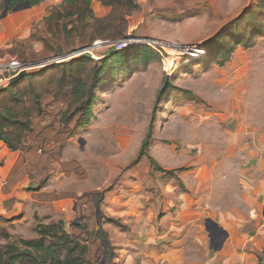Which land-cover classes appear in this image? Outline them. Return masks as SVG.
I'll return each instance as SVG.
<instances>
[{"label": "rangeland", "instance_id": "rangeland-1", "mask_svg": "<svg viewBox=\"0 0 264 264\" xmlns=\"http://www.w3.org/2000/svg\"><path fill=\"white\" fill-rule=\"evenodd\" d=\"M260 1L137 0L139 8L129 17L127 33L136 42L123 52V56L117 53L109 56L108 67L95 88L90 114L81 120L71 137L67 134L69 137L63 136L62 139V144L68 142L64 159L79 155L88 177L81 180L68 178L61 166L56 164L44 184L46 188L103 191L101 208L104 223L107 224L110 217L121 221L120 231L128 240L135 239L133 228L138 216L155 206L159 219H166L167 215L168 222H172L170 225L178 228L167 229L168 235H165L161 245L168 251L172 247L177 249L173 250L176 251V264H214L211 255L226 249L231 241L220 221L250 220L249 251L257 256L258 264H264V195H254L251 188V206H247L244 200L246 191L238 186L242 171L251 174L253 184L257 183L254 179L264 175V167L257 164L259 157H264V150L257 145L264 138V36L254 32L251 37L253 45L236 46L224 65H220L209 50L201 58H193L190 62H186L187 56L182 58L173 72L169 65L172 60L182 57L180 49L205 46L206 50L209 41L219 31L224 32L230 23L243 25L244 19L251 15V10ZM3 2L0 0V14L4 9ZM259 14L264 21L263 12ZM27 29H20L18 43L13 41L12 46H0V60L14 57L27 62H42L67 55L74 49L112 41L97 39L82 44L81 39L75 36V43L71 44L59 33L48 39L47 45L30 36L24 37ZM145 38L160 40L167 53L161 46L145 41ZM143 44L152 48L142 51L151 58L145 65L133 61L135 55L142 54L139 47ZM105 50L104 46L101 49L95 46L91 50L95 55L93 58L103 60L105 57L101 53ZM44 67L35 65L28 75ZM48 74V78L34 79L36 92L41 96L48 90L46 85L43 86L44 82L58 78L61 72L54 69ZM2 81L0 77V87L4 88ZM165 83L169 86L157 103L159 91ZM6 84L7 90L0 95V107L15 109L14 102H10L14 83L4 82ZM30 84L25 79L18 96L28 105L32 90ZM48 86L51 87L50 84ZM236 91L238 95H235ZM151 123L154 131L150 156H144L138 164H134ZM50 136L52 140L48 147L59 140L54 135ZM82 137L86 146L84 152L78 153V140ZM150 157L165 170L173 171L174 175L158 171ZM61 163L67 165L69 162ZM196 171H200L198 176ZM16 181L15 191H19V198L14 197L12 204L16 203L22 214L14 217V228L7 227L12 239L6 240L0 233V245L18 238H38L41 222L63 221L66 229L73 233L71 223L75 212L72 199L34 208L30 196L26 199L21 196L25 193L30 195L27 189L31 181L29 175L20 176ZM191 220H197L198 224L193 226L189 222ZM184 223L188 228L184 227ZM3 227L1 230L6 229ZM93 248L96 250L95 245ZM135 250L131 249L126 257L120 259L114 247V256L110 259L107 256L106 263L141 264L135 257ZM90 259L94 264H101L92 251Z\"/></svg>", "mask_w": 264, "mask_h": 264}, {"label": "trees", "instance_id": "trees-1", "mask_svg": "<svg viewBox=\"0 0 264 264\" xmlns=\"http://www.w3.org/2000/svg\"><path fill=\"white\" fill-rule=\"evenodd\" d=\"M43 1L45 0H11L9 11L24 2H28L30 7H34L43 3ZM94 1H99L104 6L109 7L110 12L106 16L98 17L93 10ZM3 8L5 9V2H3ZM138 8L137 0H63L60 5L52 7L49 16H45L33 25L30 37L43 41L47 45L49 43L48 39L58 36L59 33H62L71 44L75 43V36L81 39L80 43L82 44L92 43L97 39L118 40L127 36L129 17ZM261 11L264 14V0H261L257 7L251 10V15L244 19L243 25L234 22L230 23L224 32L219 31L209 41L206 53L209 50V53H212L218 59L219 64L224 65L236 46L251 47L253 45L251 37L254 32L264 36V21L258 16ZM15 43H18L17 39L14 40ZM129 46L118 50L116 55L123 56V52ZM139 49L140 52L145 49L146 51L152 50L147 44L141 45ZM59 52H62V49H59ZM142 54L135 55L133 61L143 65L148 64L151 59L150 56ZM108 58L95 60L93 57L80 55L68 62L45 66L41 71L27 75L15 82L13 84L15 89L10 93V102H14L15 109H8V106L0 107V139L4 140L11 149H18L21 145V138L29 126L31 114L38 108L37 103L40 99L48 94L56 95L57 98L69 102L74 112H84L85 116L89 115L94 105L95 88L108 67ZM54 69L60 70L61 75L58 78L44 82L43 86L46 85L48 90L44 96H41L40 93L36 92L37 85L34 83V79L48 78L50 76L48 73ZM25 79L28 80V84L31 83L30 88H32L29 105L18 97L21 84ZM168 86L169 84L166 85L165 83L159 91L157 103L166 93ZM5 89L7 90L6 86L2 88L0 95L4 93ZM156 110L157 104L153 110L154 114ZM153 126V123H151L140 150L133 161L134 164H138L144 156H150ZM150 159L155 163L158 171L170 176L174 175L173 171L165 170L152 157ZM108 221L118 226L123 225L121 221L115 218L110 217ZM7 229L1 230L0 227V233L3 238L10 240L13 236ZM38 229L40 235L38 238L30 240L18 238L0 245V264L89 263L86 259L89 245L81 238H77L74 233L69 232L63 221L49 224L41 222ZM98 234L105 244L107 256L109 259L112 258L114 256V246L109 233L100 225Z\"/></svg>", "mask_w": 264, "mask_h": 264}, {"label": "crops", "instance_id": "crops-1", "mask_svg": "<svg viewBox=\"0 0 264 264\" xmlns=\"http://www.w3.org/2000/svg\"><path fill=\"white\" fill-rule=\"evenodd\" d=\"M62 1L63 0H45L37 6L23 9L18 12H11L3 19V22H0V46H12V42L21 37V33L19 32L22 27L29 28L27 29V33L25 32L26 34L24 37L27 38L28 36H31V29L33 25L42 20L48 14V10L50 8L60 5ZM93 10L98 17L106 16L110 12V8L104 6L99 1L93 2ZM37 46L42 48V45H38V43ZM237 93L239 92L236 91L235 95H238ZM261 140L262 142H259L257 145L259 148L264 150V138ZM18 156V151L11 149L4 140L0 139V215L4 218H0V227L8 224L6 223L7 219H14L15 216L22 214L21 208H19L16 203L12 204V199L14 197L19 198V191H15L17 181L13 183L14 185L11 190L8 191L5 188V182L8 181L9 178L11 179V175L19 164ZM256 156L257 153L254 154V157ZM257 164L264 167V157L261 159L259 157ZM195 173L198 176L200 171H198V173L196 171ZM238 180L241 182L238 186L242 187L243 190L246 191L244 200L247 206H251V188L255 192L254 195H264V175L258 180L254 179L253 181H257V183L253 184L251 182V174L247 175L245 171H242L241 179ZM176 187L178 186L176 185ZM21 196L25 199L29 197L26 193ZM155 208L156 207L153 206L152 208L142 211V215L138 216L136 226L133 228V231L136 233L135 239L133 240L123 238L118 225L109 221L105 224V221H103L102 226L104 230L109 233L112 245L118 252V257L120 259L121 257H126L131 249L134 248L136 249L135 257L140 260L141 264H161L165 261H169L171 264H176L174 256L176 255L177 249L172 247L171 250L168 251V248L165 249L161 245L166 239L165 235H168L166 230L178 228H175L176 226L174 225H170L172 222H168L167 218L169 219V216L167 215L166 219H159V213L155 210ZM127 211H125V213H127ZM147 211L149 213H147ZM234 212L240 211L235 210ZM189 222L192 223L193 226L198 224L197 220H191ZM184 224V227L188 228V226L186 227L187 223ZM220 224L222 225H220L222 229L228 232L229 238L231 237V241L226 249L222 250L218 254L215 253V255H211V258H214L211 262L214 264H258L257 256L249 251L251 250V221L236 219L230 222L220 221ZM180 228L181 230L184 229L183 227ZM179 241L180 240L175 241L172 245Z\"/></svg>", "mask_w": 264, "mask_h": 264}, {"label": "flooded vegetation", "instance_id": "flooded-vegetation-1", "mask_svg": "<svg viewBox=\"0 0 264 264\" xmlns=\"http://www.w3.org/2000/svg\"><path fill=\"white\" fill-rule=\"evenodd\" d=\"M38 108L31 114L29 118V126L25 130L22 138L21 145L15 151L19 153V164L11 175V179L5 182L6 189L11 190L13 183L16 182L20 176L29 175L31 181L27 189H29L30 197L33 200L34 208L43 207L54 202L61 200H73L72 207L75 212V218L72 221L73 233L77 238H81L89 245L87 254V261L92 262L90 259L91 251L94 256L102 260L107 256L106 250L102 247L99 240L94 237L98 233L99 226L102 225L104 217L101 208L103 191L85 189L82 191L74 189H64L59 191L57 188L48 190L45 183L48 182L49 175L53 172V167L59 164L68 178L75 177L76 179H85L88 177L87 170L83 166L84 162L76 155L70 159H64V153L68 147V142L62 144L63 136L70 134L71 137L79 127L81 120L85 117L84 112H74L69 102L63 101L56 97V95L48 94L42 97L37 103ZM48 135H54L58 138L55 145L47 146L48 148L41 152L34 151L37 146L36 136L38 131ZM78 153L84 152L86 146L78 140ZM61 148V149H60ZM61 156V157H60ZM69 162L67 165H62L61 161ZM53 163H50V161ZM83 164H82V163ZM83 167H81V166ZM97 204V205H96ZM88 208H85V206ZM99 210L101 212L99 213ZM21 215V214H20ZM18 215V216H20ZM1 219L2 216L0 215ZM16 219H7L4 227L14 228ZM94 232L89 234V228L94 227ZM95 245L96 250L93 248ZM93 263V262H92ZM94 264V263H93Z\"/></svg>", "mask_w": 264, "mask_h": 264}, {"label": "water", "instance_id": "water-1", "mask_svg": "<svg viewBox=\"0 0 264 264\" xmlns=\"http://www.w3.org/2000/svg\"><path fill=\"white\" fill-rule=\"evenodd\" d=\"M4 2H5V9L0 14V20L2 18H5L8 15L9 5H10L11 0H4ZM27 8H30V5H29L28 2H24V3L18 4L17 6H15L12 9V11L16 12V11H20V10L27 9ZM129 38H130V36H127V37H124L122 39L114 40L113 41V46L111 48L105 50L104 52H102L101 53L102 56L103 57H109L111 55H114L116 52H118L117 44H122L125 41H128ZM145 41H150V42L159 41V42H161L160 40H155V39H151V38H145ZM148 44H150V43H148ZM104 45H105V43H102L101 45L100 44H94V45H89V46H85V47H82V48L74 49L70 53H68L67 55L57 56V57L50 58V59H48L46 61H42V62H31V65L32 66L33 65L34 66L35 65H44V66L52 65V64H55V63H60L62 61H65V60H67L69 58H74L77 55H85V56H88V57H94L93 56V52L91 50L93 48H95V46L101 47V46H104ZM28 73H29V71H27V70L22 71L20 74H18L16 77H14L10 81V83L13 84V83L17 82L18 80H20L23 77L27 76ZM1 90H2V88L0 87V91ZM68 137L69 136H66V138H68ZM51 140L52 139H51L50 135L43 133V131H41V130L38 131L37 132V136H36L37 146L35 147L34 151L41 150L43 147L47 146V144ZM81 141H82V144H83V143H85L86 140L82 137V138H80V142ZM58 159H60V157ZM53 161H55V160H52V162ZM63 165L65 166L64 163H63ZM96 192H99V191H96ZM100 212H101V210H99V213ZM95 228H96L95 225H94V227L89 228V234H87V235H90V233L94 232ZM94 237H96L99 240V242L101 243V245L104 248V250H106L105 244L103 243V241L101 239V236L98 233H95ZM106 262H107V256L105 255L104 258L101 260V264H107Z\"/></svg>", "mask_w": 264, "mask_h": 264}, {"label": "built area", "instance_id": "built-area-1", "mask_svg": "<svg viewBox=\"0 0 264 264\" xmlns=\"http://www.w3.org/2000/svg\"><path fill=\"white\" fill-rule=\"evenodd\" d=\"M134 42H136V39L134 40V37L131 35L128 41H125L122 44H117V49L121 50V49H123L129 45H132ZM104 43H105L104 47H106V49H109L113 46V40L109 41V42H104ZM153 43L161 46L162 49L164 51L166 50V53H167V48L162 45L163 44L162 42L157 41V42H153ZM164 44H166V43L164 42ZM167 45L170 46L171 44H167ZM180 48H182V47H180ZM180 51H181L182 57L180 59H178L177 61L172 60L171 62H169V65L172 69V72L176 69L177 63H180V60L182 58H185L187 56L186 62H190V60H192L193 58H201L206 53V50H204V47H201V48H199V47H197V48L196 47L195 48L184 47V48L180 49ZM160 53L162 56L164 55L162 50H160ZM165 61L166 60H164V62ZM42 66H44V65H42ZM166 67H167V65H166ZM33 68H34V66L31 65V62L21 61L17 58H14V57L9 59V60H6V59L0 60V77H1V80H4V81H2L1 85L3 87L7 86V84L4 85V82L10 83V81L14 77H16L18 74H20L22 71H24V70L29 71L30 69H33Z\"/></svg>", "mask_w": 264, "mask_h": 264}, {"label": "bare ground", "instance_id": "bare-ground-1", "mask_svg": "<svg viewBox=\"0 0 264 264\" xmlns=\"http://www.w3.org/2000/svg\"><path fill=\"white\" fill-rule=\"evenodd\" d=\"M93 56H95L94 53H93Z\"/></svg>", "mask_w": 264, "mask_h": 264}]
</instances>
